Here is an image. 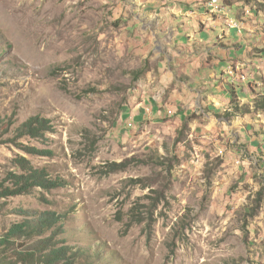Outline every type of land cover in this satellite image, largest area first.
Returning <instances> with one entry per match:
<instances>
[{"label": "rangeland", "instance_id": "rangeland-1", "mask_svg": "<svg viewBox=\"0 0 264 264\" xmlns=\"http://www.w3.org/2000/svg\"><path fill=\"white\" fill-rule=\"evenodd\" d=\"M141 1L0 0V240L56 221L7 261L58 231L57 264H264V0Z\"/></svg>", "mask_w": 264, "mask_h": 264}, {"label": "trees", "instance_id": "trees-1", "mask_svg": "<svg viewBox=\"0 0 264 264\" xmlns=\"http://www.w3.org/2000/svg\"><path fill=\"white\" fill-rule=\"evenodd\" d=\"M222 2L226 7H231L234 4L231 3V0H223ZM142 73L143 70L133 73V79L138 80ZM231 106L235 108V110H238L237 104L231 103ZM258 106L264 108V101L260 102ZM46 129L47 122L45 120L33 118L30 121L24 123L21 126L20 131L32 137H38L41 135V132L45 131ZM20 166L24 169L22 163H20ZM13 182L17 187V191L14 192L16 194L28 191L31 186H43L44 188H50V186H53L48 181L44 180L43 176L37 173L27 174L26 176H13ZM0 187H2L0 188L2 189V191H0V199L13 194L11 189L4 188L3 186ZM55 222L56 221L53 216H45L41 220L28 221L24 226L14 227L11 229L4 239L0 240V247L4 246V248L0 250V264H57V262L67 257L68 254L76 257L77 254H71L69 252V250L73 248L63 247L61 249H55L54 247H50L51 244H55L52 242V238H55V236L59 233L58 231L54 232L51 237L43 241H36L35 243L31 244L30 246L26 247L23 252H14L15 260L12 262L7 261V258L1 255L5 250H9L7 247L14 246L15 242H9L10 239L16 240V238H25L28 240L35 236L33 235L35 233L42 234L43 231H46L47 227L51 228ZM20 248H22V246ZM80 264L93 263L89 262Z\"/></svg>", "mask_w": 264, "mask_h": 264}, {"label": "crops", "instance_id": "crops-1", "mask_svg": "<svg viewBox=\"0 0 264 264\" xmlns=\"http://www.w3.org/2000/svg\"><path fill=\"white\" fill-rule=\"evenodd\" d=\"M197 0H142L140 4L143 5V7H147V6H155L153 9H156L159 5H161L162 3H169L172 4L173 8L176 10L177 8L179 9V13L183 14V13H187L188 10L186 7V4H189V2H194ZM198 2V1H197ZM201 3H197V5H200ZM170 7V6H169ZM169 7H167L168 9H170ZM190 7V6H189ZM166 8V7H165ZM165 8L163 7H159V10H165ZM197 11H195L194 13H196ZM204 14H201L200 16H203ZM197 16V15H196ZM205 19V18H204ZM231 21H233L234 24H236L239 28H244L245 24L241 23L240 20H235V18H231ZM216 21L213 22L214 25H216ZM233 29V28H232ZM235 30V29H234ZM242 29L240 30L239 33H241ZM244 31V30H243Z\"/></svg>", "mask_w": 264, "mask_h": 264}, {"label": "built area", "instance_id": "built-area-1", "mask_svg": "<svg viewBox=\"0 0 264 264\" xmlns=\"http://www.w3.org/2000/svg\"><path fill=\"white\" fill-rule=\"evenodd\" d=\"M215 0H209L208 3L210 4L211 8H212V13H213V3H214ZM234 28L233 29H236L238 31L239 27L237 25H235L234 23H232Z\"/></svg>", "mask_w": 264, "mask_h": 264}, {"label": "bare ground", "instance_id": "bare-ground-1", "mask_svg": "<svg viewBox=\"0 0 264 264\" xmlns=\"http://www.w3.org/2000/svg\"><path fill=\"white\" fill-rule=\"evenodd\" d=\"M216 3H217V0L214 1L213 5L215 4V6H216V5H217ZM210 7H211V6H210ZM211 9H212V8H211ZM238 30H239V29H238Z\"/></svg>", "mask_w": 264, "mask_h": 264}]
</instances>
